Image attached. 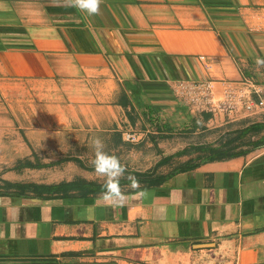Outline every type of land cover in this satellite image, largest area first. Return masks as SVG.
I'll return each instance as SVG.
<instances>
[{
	"label": "crops",
	"instance_id": "obj_1",
	"mask_svg": "<svg viewBox=\"0 0 264 264\" xmlns=\"http://www.w3.org/2000/svg\"><path fill=\"white\" fill-rule=\"evenodd\" d=\"M257 57L264 0H103L92 16L0 0V264H264ZM178 80L208 82L214 105L228 91L234 108L205 110ZM48 88L60 94L34 95ZM211 126L247 129L242 152L210 158ZM94 137L140 182L121 178L116 212L96 206Z\"/></svg>",
	"mask_w": 264,
	"mask_h": 264
},
{
	"label": "clouds",
	"instance_id": "obj_2",
	"mask_svg": "<svg viewBox=\"0 0 264 264\" xmlns=\"http://www.w3.org/2000/svg\"><path fill=\"white\" fill-rule=\"evenodd\" d=\"M64 6L75 8L81 12H86L88 15H99L100 5L103 0H63ZM257 66H264V59L257 57ZM89 146L92 149L93 156L90 159V164L94 169L95 178L101 182L102 191L96 198V206H105L116 212L126 203V194L120 186L121 178H126L130 181L129 187L133 190L140 189L139 180L129 174L125 177L128 171L120 159L115 154H110L105 151V143L99 137H94L89 141ZM145 190H140L138 195L143 196ZM92 211L90 207L88 209Z\"/></svg>",
	"mask_w": 264,
	"mask_h": 264
},
{
	"label": "built area",
	"instance_id": "obj_3",
	"mask_svg": "<svg viewBox=\"0 0 264 264\" xmlns=\"http://www.w3.org/2000/svg\"><path fill=\"white\" fill-rule=\"evenodd\" d=\"M247 83H250L247 81ZM175 95L180 97H193L192 101H197L201 108L205 110H209L213 112L219 111H230L234 108V103L231 102V98L229 96V92H224L225 98L223 100L218 101L217 104H212L210 95L212 93V89L208 82L202 81H183L178 80L175 82V87L172 88ZM248 91V90H246ZM249 93V92H248ZM261 100H259V104H261ZM247 106H250L247 104ZM129 140H134L132 136H128Z\"/></svg>",
	"mask_w": 264,
	"mask_h": 264
},
{
	"label": "rangeland",
	"instance_id": "obj_4",
	"mask_svg": "<svg viewBox=\"0 0 264 264\" xmlns=\"http://www.w3.org/2000/svg\"><path fill=\"white\" fill-rule=\"evenodd\" d=\"M55 90H56V88H54V89L53 88H50V89L48 88L46 92H43V93H34V95L38 94V96L43 97L46 94L47 96L51 97V96H55V95L60 94V93H55ZM57 91H58V89L56 90V92ZM32 94L33 93H31V95ZM25 101H26V98H25ZM54 103L57 104L56 107L57 106H60L61 107V104H60V101L59 100H54ZM213 128L214 127H212V126L209 127L205 131V133L207 134L206 137H201V139H204L205 138L204 140H207V141H210V142H214L216 145H220L219 150L218 151H215L214 150L213 152H211V154L213 153V154L218 155V156H220V155L221 156L222 155L223 156H226V154H230L231 153V150H235L236 148L241 147L240 145H239V147L238 146L237 147H234V145L236 143L243 144L244 142L247 141V139H245L244 141H242V139L240 140L241 135H240V132H239V128H238V131H234L233 134H229V132H228L226 134L227 135L226 138L225 137L219 138V135H215L214 133H212L213 131H216L217 130V128H215V129H213ZM203 134H204V132H203ZM248 135H249L248 133L245 134L246 137ZM217 139H219V140H217ZM261 140L259 138H256V139L253 140L252 143L255 144V143H257L258 141H261ZM236 150H238V149H236ZM208 154H209V152H208Z\"/></svg>",
	"mask_w": 264,
	"mask_h": 264
},
{
	"label": "trees",
	"instance_id": "obj_5",
	"mask_svg": "<svg viewBox=\"0 0 264 264\" xmlns=\"http://www.w3.org/2000/svg\"><path fill=\"white\" fill-rule=\"evenodd\" d=\"M262 127H263V124L255 123V124H253L252 129H257L258 130V129H261ZM246 131H248V130L247 129L239 130L240 135H241L240 140L242 139V141H244L245 139H249L248 136L247 137L245 136ZM261 138L264 139L263 136H261ZM241 152H242L241 150H237V151L232 152L230 155L239 154ZM215 157H218V155L213 154V156L212 155L210 156V158H215ZM154 181L155 180L153 178L149 177V182L153 183ZM66 185H69V184L64 183V184L39 185L38 187H42V189H46L47 192L52 193V192H56V191L60 190L61 186H66Z\"/></svg>",
	"mask_w": 264,
	"mask_h": 264
}]
</instances>
